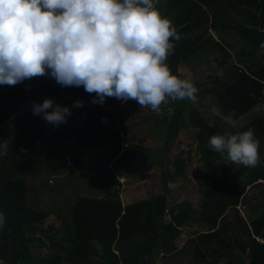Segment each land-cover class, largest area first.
<instances>
[{"label":"trees","instance_id":"16d2710c","mask_svg":"<svg viewBox=\"0 0 264 264\" xmlns=\"http://www.w3.org/2000/svg\"><path fill=\"white\" fill-rule=\"evenodd\" d=\"M158 8L172 21L179 35V40L174 41V51L166 60L173 75L185 78L179 67L201 53L213 58L224 73L223 79H214L216 88L211 90L208 102L222 115L213 123L186 100L168 99L163 103L173 106L170 119H160L150 108L152 113L147 118L155 119L154 133L165 134L167 138L163 150L171 149L180 129L176 122L186 125V116L198 130L202 144H208L209 138L216 133L236 134L249 128L255 130V137L260 141V160L255 167L228 162L226 154L209 150L212 157L226 161L228 168L202 176L200 217L202 224L206 222L210 229L186 241L181 254L185 259L192 257V264H244V256L237 254L239 250L247 255L248 264H264V242L259 241L264 240V210L259 216H250L249 221L240 212L247 188L264 181V112L242 127L227 124L224 119L234 111L232 119L237 122L264 105V47H261L264 44V0H168L164 7ZM225 34L239 37L235 44L241 45L243 58H234L228 50L230 45L224 39ZM46 72L45 76L25 79L14 86L0 85V145L7 146L6 155H0V212L6 215V224L0 229V260L4 264H22L21 261L153 264V253L161 251L164 256H171L172 261L173 256L180 253L176 241L195 211L186 203L168 208L167 190L152 198L123 205L117 188L121 185L119 176L134 173L154 152L144 146L142 139L123 153L116 151V143L121 144L120 148L123 141L117 125L124 121L122 115L107 113L103 107L123 100L106 97L102 104L93 103L95 93L86 92L83 86H68L76 99H83L81 109L90 110L89 114H83L89 125L75 127L70 124L76 107L66 99L61 106L71 111L67 122L31 134L32 105L29 102L63 98L60 90L50 82L54 79L50 70ZM11 104L13 109L9 108ZM159 122L161 125H157ZM69 139L75 140L76 146H63ZM105 148L111 149L116 158L113 167L107 168L111 165L108 163L96 171L100 184H91L88 194L74 193L66 197L73 200L67 211L68 219L63 218L61 229H55L56 235L65 240L49 237L51 245L47 246L56 255L42 258L40 262L31 245H43L41 237L45 230L42 225L51 215L30 203L26 176L37 172L57 177L78 173L76 170L82 167L85 150ZM177 163V172L182 173L183 163L180 160ZM169 175L163 174L164 184ZM43 184L50 187L47 182ZM166 216L170 217L168 223Z\"/></svg>","mask_w":264,"mask_h":264},{"label":"clouds","instance_id":"9594fccd","mask_svg":"<svg viewBox=\"0 0 264 264\" xmlns=\"http://www.w3.org/2000/svg\"><path fill=\"white\" fill-rule=\"evenodd\" d=\"M157 4L159 0H0V85L14 86L50 70L61 86L95 93L93 103L102 104L106 97L131 99L156 113L168 99L195 104L198 88L173 75L166 63L179 35ZM75 106L82 107L83 101ZM32 112L55 126L71 115L69 107L52 99L33 103ZM233 115L225 123H233ZM208 144L226 154L228 162L245 167L259 163L260 141L252 128L216 133ZM0 149L6 155L7 146ZM5 224L0 212V229Z\"/></svg>","mask_w":264,"mask_h":264},{"label":"rangeland","instance_id":"374dc122","mask_svg":"<svg viewBox=\"0 0 264 264\" xmlns=\"http://www.w3.org/2000/svg\"><path fill=\"white\" fill-rule=\"evenodd\" d=\"M167 1L168 0H159L157 6L160 8L164 7ZM216 38H218V35H216ZM224 39L230 45L228 50L233 54L234 58L239 60L245 56L241 50V45L235 44L240 40L238 36L225 34ZM261 54L262 53L258 54V56ZM179 71L186 79L191 80L200 91V93H197V102L193 105L199 108L203 115L211 120V123H213L218 116H222L215 106L208 103L212 95L211 90L216 88L214 79L216 77L220 79L224 78L223 70L213 58L207 54L201 53L197 55L195 60L188 61L186 64L180 66ZM221 71L222 75L220 74ZM50 82L60 90V94L63 97L60 100L56 97L52 99L54 104L61 106L62 101L68 99L67 101L75 106L77 101H83V99H76L73 95V90H70L68 86H61L55 79L50 80ZM186 101L188 105L191 104L190 101ZM29 103L33 105V102ZM42 103L43 101L41 104ZM104 106L103 108L107 110V113H112L114 115L120 114L124 121L117 125V129L122 134L123 141L122 147L120 148L118 147L121 146V144L116 143V151L120 150L119 152L123 153L131 145L139 143L141 139L145 140L144 146L147 149L154 151L149 161H147L144 166H140L134 173L128 174L125 177L119 176L121 185L117 186V188H119V195L123 205L127 206L163 194L164 190H167L168 208L171 209L182 203L190 205L191 209H194L195 214L182 228V233L176 241L178 251H183L186 241L210 229L206 225V222L202 224V218L200 217L202 211L201 201L203 198L199 195V191L203 183L202 176L210 172H215L220 168L226 170L228 168V163L223 161L222 158L211 156L209 144H202L200 142L198 130L191 125L188 116L185 117L186 125H182L181 121L176 122L180 126L176 135V140L172 143L171 149L165 151L163 147L167 142L166 135L154 133L153 127H155V119L152 120L147 118L152 113L150 107L140 108L138 102L134 100L115 102L114 104ZM9 108L13 109V105L11 104ZM81 108L82 107H76L75 111L72 112L74 118L69 119V121H71L70 124H73L75 127L89 125L87 123V118H84L83 114H89L90 110L88 108ZM172 109L173 106L162 103L159 113L153 112L152 114L159 116L160 119H170L173 114ZM48 111H52V109ZM262 112H264V105L256 107L247 115L239 118L237 122H233V124L242 127L249 123L255 115ZM31 117V134L45 132L53 128V124L46 122L43 118V114L34 115L32 112ZM157 125H161L160 122L157 123ZM67 144L75 145L76 142L73 139H69L65 141L63 146H67ZM83 156L84 158H81L82 167L76 170L78 173L57 177L50 176L47 173L37 172L26 176L29 187L30 203L38 209L49 212L51 215L42 225V228L45 230V233L41 237L42 240H44L43 245H31L32 252H36V258H40V262L42 258L56 255V253H53L54 250L47 246L51 245L49 237L53 236L57 237V239L60 238L65 240L56 235L55 229H61V226H63V218L66 220L68 219L67 211L72 205L73 200L72 198L66 199V197L74 193L79 195L88 194L91 190V187H89L91 184H100L95 175L96 171L101 166L108 163L111 165L107 168H112L116 160V158H113V152L109 148L103 150H85ZM178 160L183 163V172L185 175L183 172H177ZM232 172V170H229V173ZM164 173L165 175L170 174L166 184L163 183ZM182 174L184 176H182ZM46 182L51 188L43 186L45 185L43 183ZM258 183L259 185L261 183L262 187L264 186V181ZM259 185L247 188L242 207L240 206L241 214L246 215L248 221L250 220V216H259L264 210V187L261 188ZM52 186L54 188H52ZM165 221L166 223L170 222V217L166 216ZM50 228H52L53 231H50ZM38 239H40V237H38ZM259 241L262 243L264 242V240L261 239H259ZM181 251L180 253L176 252L177 254L173 256L172 261L171 256H164L161 251H155L153 253L155 262H153V264H192V257L185 259ZM237 254L240 256L243 255L244 264H248L247 255H244L239 250H237ZM21 263L34 264L23 261H21ZM241 264H243V262Z\"/></svg>","mask_w":264,"mask_h":264}]
</instances>
